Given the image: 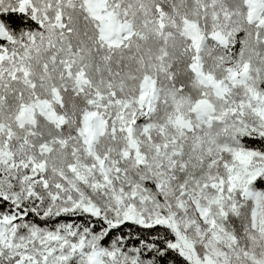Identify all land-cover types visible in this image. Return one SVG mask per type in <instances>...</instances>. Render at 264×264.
<instances>
[{"label":"snow or ice","instance_id":"6c2138e0","mask_svg":"<svg viewBox=\"0 0 264 264\" xmlns=\"http://www.w3.org/2000/svg\"><path fill=\"white\" fill-rule=\"evenodd\" d=\"M0 264H264V0H0Z\"/></svg>","mask_w":264,"mask_h":264}]
</instances>
